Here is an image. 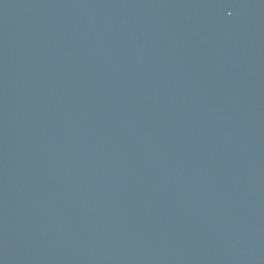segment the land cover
Instances as JSON below:
<instances>
[{"label": "water", "instance_id": "obj_1", "mask_svg": "<svg viewBox=\"0 0 264 264\" xmlns=\"http://www.w3.org/2000/svg\"><path fill=\"white\" fill-rule=\"evenodd\" d=\"M0 264H264V0H0Z\"/></svg>", "mask_w": 264, "mask_h": 264}]
</instances>
